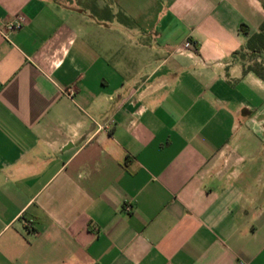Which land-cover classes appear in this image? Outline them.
Here are the masks:
<instances>
[{"label":"crops","instance_id":"obj_1","mask_svg":"<svg viewBox=\"0 0 264 264\" xmlns=\"http://www.w3.org/2000/svg\"><path fill=\"white\" fill-rule=\"evenodd\" d=\"M18 16L0 264H264V0H0Z\"/></svg>","mask_w":264,"mask_h":264},{"label":"trees","instance_id":"obj_2","mask_svg":"<svg viewBox=\"0 0 264 264\" xmlns=\"http://www.w3.org/2000/svg\"><path fill=\"white\" fill-rule=\"evenodd\" d=\"M241 31L248 34L249 28L246 25L241 26ZM247 50L254 56L264 53V23L261 26L259 33L253 35L249 38L247 45ZM249 71L255 73L259 78L264 81V65L260 63H254L248 67Z\"/></svg>","mask_w":264,"mask_h":264},{"label":"built area","instance_id":"obj_3","mask_svg":"<svg viewBox=\"0 0 264 264\" xmlns=\"http://www.w3.org/2000/svg\"><path fill=\"white\" fill-rule=\"evenodd\" d=\"M25 18L23 16H18L14 21L1 23L0 22V32L7 37L9 33L21 29L25 25Z\"/></svg>","mask_w":264,"mask_h":264}]
</instances>
